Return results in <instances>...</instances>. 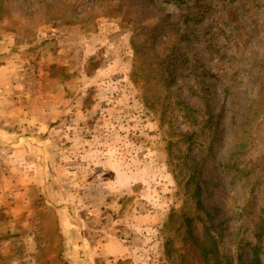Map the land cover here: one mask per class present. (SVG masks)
I'll return each instance as SVG.
<instances>
[{
    "label": "rangeland",
    "instance_id": "rangeland-1",
    "mask_svg": "<svg viewBox=\"0 0 264 264\" xmlns=\"http://www.w3.org/2000/svg\"><path fill=\"white\" fill-rule=\"evenodd\" d=\"M200 1L0 0V264H201L200 198L264 249V0Z\"/></svg>",
    "mask_w": 264,
    "mask_h": 264
},
{
    "label": "trees",
    "instance_id": "trees-1",
    "mask_svg": "<svg viewBox=\"0 0 264 264\" xmlns=\"http://www.w3.org/2000/svg\"><path fill=\"white\" fill-rule=\"evenodd\" d=\"M202 1L203 0L200 1V4H203ZM237 1L239 0H219L218 2L220 7H222L223 9L226 8L228 11V16L230 19L228 25L229 27H232L237 23V13L236 10L232 7V4H235ZM206 4L209 7L214 8V4L212 2H208ZM194 14L197 18L202 19V15H205L206 11H204L203 8H195ZM191 35L192 34L190 33H185L184 37H186L188 41H191ZM213 35L214 33H212V26H210V28L206 31L198 29L197 33L195 34L197 39H205L208 42L212 39ZM260 77L261 75H259V78ZM213 118H217V121H212L211 123L218 128L224 126L225 122L227 121L224 111H222L220 114L214 115ZM225 162V156H222L220 159V164H224L227 167ZM196 188L197 189L195 192L197 195L202 193V185L197 186ZM214 211H217V213L215 214ZM220 211V207H214L213 209L207 208V206L203 202V199L200 198L198 201V210L196 209L192 211V215H182L179 226L177 227L178 232H182L183 229H185V232L187 234L189 233V236L193 241V247L195 249L194 254L195 256L200 257L201 264H264V249H262L263 242L260 235H258L260 241L256 246L250 245L248 248H244L243 252L240 255V261L236 258L235 255H227L224 251H222L221 247L223 239L218 231L219 223L217 220L218 213ZM179 216L180 215L178 214V217ZM194 221H198L201 224V227L198 228L200 232L199 235H196L192 230ZM243 259L244 261L242 262Z\"/></svg>",
    "mask_w": 264,
    "mask_h": 264
},
{
    "label": "crops",
    "instance_id": "crops-1",
    "mask_svg": "<svg viewBox=\"0 0 264 264\" xmlns=\"http://www.w3.org/2000/svg\"><path fill=\"white\" fill-rule=\"evenodd\" d=\"M1 165H2V161H1V158H0V168H1ZM72 230H73V233H75L74 235L77 236V230H74V229H72ZM116 243L118 244L119 242L111 241L109 244L106 245L105 248L108 250V252L110 251L111 254L117 253L119 255L120 254L119 251H113L114 245ZM124 251L127 252V248H125ZM124 251H123V253H124Z\"/></svg>",
    "mask_w": 264,
    "mask_h": 264
}]
</instances>
